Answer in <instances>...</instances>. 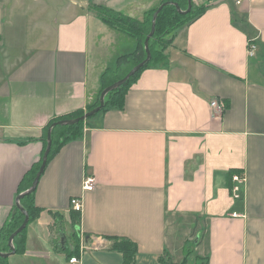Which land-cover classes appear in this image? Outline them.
I'll list each match as a JSON object with an SVG mask.
<instances>
[{
    "label": "crops",
    "instance_id": "0c3cea01",
    "mask_svg": "<svg viewBox=\"0 0 264 264\" xmlns=\"http://www.w3.org/2000/svg\"><path fill=\"white\" fill-rule=\"evenodd\" d=\"M160 2L0 0V231L41 157L43 128L92 105L102 73L133 46L91 7L140 19ZM208 4L122 109L86 119L81 138L49 159L34 194L42 212L9 264H123L108 237L133 242L135 264H264V0ZM233 170L246 178L237 200ZM85 177L96 180L90 192Z\"/></svg>",
    "mask_w": 264,
    "mask_h": 264
},
{
    "label": "trees",
    "instance_id": "16d2710c",
    "mask_svg": "<svg viewBox=\"0 0 264 264\" xmlns=\"http://www.w3.org/2000/svg\"><path fill=\"white\" fill-rule=\"evenodd\" d=\"M170 3L164 6L162 10L157 15L155 20V31L154 35L150 38L148 42L150 50V60L147 64L142 67L136 74L130 77L126 83L121 87L109 92L104 98V107L100 111H105L107 109H122L124 104V97L128 89L137 80L139 74L148 67L164 65L166 62V57L164 55L165 50L171 44L172 37L167 40L166 36L169 34H174L179 28L184 25L190 24L199 18L208 8L209 5H196L192 1L191 11L187 14L179 13L174 6L177 4L181 11H186L188 7L187 0H161L160 4L144 14L140 19L131 18L129 16L122 15L120 13L114 12L111 9L102 6H92V10L97 14V16L111 28L117 30L118 32L129 37L133 46L130 50L119 55L114 62L107 67V69L102 73L100 77V91L98 93L96 101L86 107L85 111L77 110L66 116L58 117L52 119L42 130V135L40 141L42 143V153L41 157L37 163H35L30 170L22 177L21 181L17 187V196L26 192L32 185V182L40 168L42 156L45 152L47 146V133L51 125L58 121L72 120L80 118L96 107L99 106V97L101 92L111 86L112 84L121 80L133 67L145 60V48L144 42L151 30V22L154 12L163 3ZM86 112V113H87ZM91 118V117H90ZM88 118L87 120H89ZM80 121L75 125H64L55 126L51 129V151L48 155L47 162L49 159L55 155L66 143L77 140L81 138L84 124L87 122ZM242 175L239 171L233 170L228 173L229 187L232 185L233 175ZM35 191L29 195L24 196L20 199V206L27 212L29 221L35 220L39 217L42 209L38 208L34 202ZM16 209V207L14 208ZM75 213V212H73ZM78 214V213H75ZM24 221V215L17 210L15 214H12L8 221L3 225L0 231V253L6 254L11 250L8 246L9 237L21 226ZM76 227V226H75ZM25 231L23 230L19 235H17L13 241L12 245L15 250V254H22L25 250ZM112 242V250L120 253L122 255L123 264H135L137 246L126 238L118 237H108ZM78 244L76 245V247ZM78 253V248H75L70 254L74 256ZM72 258V257H70ZM166 258V257H165ZM164 257H160L159 261L162 264H173L166 261ZM0 264H8L7 258L0 257Z\"/></svg>",
    "mask_w": 264,
    "mask_h": 264
},
{
    "label": "water",
    "instance_id": "95a60500",
    "mask_svg": "<svg viewBox=\"0 0 264 264\" xmlns=\"http://www.w3.org/2000/svg\"><path fill=\"white\" fill-rule=\"evenodd\" d=\"M188 1V7H187V10L186 11H181L179 6L177 4H174V6L176 7L177 11L179 13H182V14H187L191 11V8H192V0H187ZM168 2L166 3H163L161 4L157 10L154 12L153 14V17H152V22H151V30H150V33L149 35L147 36V38L145 39V42H144V48H145V54H146V58L144 61H142L141 63H139L138 65H136L135 67H133L126 75L125 77H123L121 80H119L118 82L112 84L111 86L105 88L101 94H100V97H99V106L96 107L95 109L85 113L83 116H81L80 118H77V119H72V120H65V121H58V122H55L51 125V127L49 128L48 130V133H47V146H46V149H45V152L42 156V160H41V165H40V168L32 182V185L31 187L24 193L18 195L15 199V206H16V209H14L13 211V214H15L18 211H20L21 213H23L24 215V221L23 223L21 224V226L9 237V240H8V246L10 248V252L9 253H6V254H1L0 253V257L2 258H8L9 256L11 255H15V250H14V247L12 245V241L13 239L19 235L21 232H23V230L26 228L27 224H28V221H29V217H28V214L27 212L20 206L19 204V201L20 199H22L24 196L26 195H29L31 193H33L35 190H36V187H37V184H38V181H39V178L41 177L42 173L44 172V169H45V166H46V163H47V158H48V155L51 151V129L54 128L55 126H68V125H75L77 124L78 122L80 121H85L86 119L94 116L95 114H97L103 107H104V98L105 96L121 87L124 83H126V81L132 77L134 74H136L143 66L146 65V63L150 60V57H151V54H150V50H149V46H148V42L150 40V38L154 35V31H155V20L157 18V15L159 14V12L162 10V8L164 6H167Z\"/></svg>",
    "mask_w": 264,
    "mask_h": 264
},
{
    "label": "built area",
    "instance_id": "2783aa9c",
    "mask_svg": "<svg viewBox=\"0 0 264 264\" xmlns=\"http://www.w3.org/2000/svg\"><path fill=\"white\" fill-rule=\"evenodd\" d=\"M253 49L250 47L249 55H252ZM210 106L216 109L219 112H223L225 109V105L219 101H212ZM246 178L243 175H233L232 177V187H231V196L233 199H240V187L244 185ZM96 187V180L93 177H85L82 183V190L85 192H90ZM70 207L73 212L80 214L83 210V201L82 198H73L70 201ZM78 261L77 258L70 259V263H76Z\"/></svg>",
    "mask_w": 264,
    "mask_h": 264
},
{
    "label": "rangeland",
    "instance_id": "374dc122",
    "mask_svg": "<svg viewBox=\"0 0 264 264\" xmlns=\"http://www.w3.org/2000/svg\"><path fill=\"white\" fill-rule=\"evenodd\" d=\"M14 1V0H13ZM193 1V3L195 4V3H198V4H202V6H203V4H205V5H209L208 3L211 1V0H192ZM155 2H156V0H155ZM159 5V4H158ZM197 5V4H196ZM28 8H29V10L27 11V13H26V16H27V19L28 20H30V19H32L33 17H34V15H35V13H36V11H37V5H32V6H28ZM48 11H51L52 12V10L51 9H49ZM172 35L173 34H169V35H167L166 36V39L167 40H169L171 37H172ZM21 37V36H20ZM20 41H22L21 39H18L16 42L18 43V42H20ZM25 41V40H24ZM170 41V40H169ZM87 112V111H86ZM85 112V113H86ZM32 223H34V219L32 220V221H30V222H28V226H30V224H32ZM58 224V223H57ZM56 224V226H58ZM68 231V230H67ZM71 231H72V233H71ZM68 232H70V234H69V236H72V237H74L75 238V232L73 231V230H71V229H69V231ZM25 234H26V231H25ZM71 241H72V239H71ZM8 260V259H7ZM8 264H9V262H8Z\"/></svg>",
    "mask_w": 264,
    "mask_h": 264
}]
</instances>
